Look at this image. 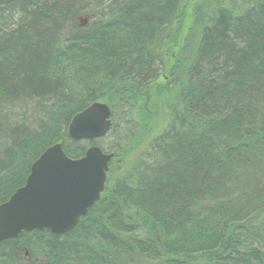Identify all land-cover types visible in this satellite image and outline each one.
<instances>
[{
  "label": "trees",
  "instance_id": "1",
  "mask_svg": "<svg viewBox=\"0 0 264 264\" xmlns=\"http://www.w3.org/2000/svg\"><path fill=\"white\" fill-rule=\"evenodd\" d=\"M161 3L0 0V170L77 87L97 93L114 80L104 103L112 116L121 105L135 118L128 138L108 148L106 189L79 224L66 234L33 230L1 241L0 264H264L256 246L264 244V201L249 212L244 205L264 198V0H181L172 17L160 14ZM120 20L137 31L157 23L141 62L125 60L134 36ZM94 37L104 40L101 60L80 57L71 78L50 74L58 47L84 56ZM65 151L79 158L86 148ZM189 228L209 230L210 241L186 248ZM55 245L66 248L61 258L47 250Z\"/></svg>",
  "mask_w": 264,
  "mask_h": 264
},
{
  "label": "water",
  "instance_id": "2",
  "mask_svg": "<svg viewBox=\"0 0 264 264\" xmlns=\"http://www.w3.org/2000/svg\"><path fill=\"white\" fill-rule=\"evenodd\" d=\"M112 124L110 106L95 102L72 118L69 136L104 137ZM113 157L97 145L80 158L69 156L62 142L49 146L33 162L26 183L0 204V242L33 230L71 231L105 191Z\"/></svg>",
  "mask_w": 264,
  "mask_h": 264
},
{
  "label": "rangeland",
  "instance_id": "3",
  "mask_svg": "<svg viewBox=\"0 0 264 264\" xmlns=\"http://www.w3.org/2000/svg\"><path fill=\"white\" fill-rule=\"evenodd\" d=\"M103 5L108 6V3L105 2ZM181 6V0H162V3L159 7V12L163 16L166 17H172L179 9ZM87 18V17H86ZM83 22V19L81 20ZM123 22L120 27L124 31H128L127 33H132L134 38L132 42L130 43L129 47L125 50L126 56L125 60L129 63L133 62H141V59L145 57L148 53V48L151 44V34L154 33V29L157 26V23H153L151 26L146 27L143 31H137L136 28L129 22V20H120L119 22ZM91 22L90 18H87L84 20L83 24L84 26L89 25ZM138 41V42H137ZM89 46L91 47L90 51L86 52V55L83 56V54L73 52L67 50L65 47H58L56 49L54 58H53V63L50 68V74L55 75L56 77H67L70 75V78L72 76L73 70H77V61L80 59V57H85L92 59L96 62L98 60H101V51H102V46L104 43V40H101L99 37H94L93 40L88 41ZM134 66L132 65V68ZM136 70H133L134 72H137ZM161 70V67H159ZM132 70V69H130ZM134 72H132L134 74ZM132 74V75H133ZM160 76H165V74H161ZM136 78V76H135ZM121 79L120 76H117L115 80ZM96 81L99 82H104L103 77H99L96 79ZM106 80V85L104 88L102 87L101 89L98 90L97 93L96 90L92 91H87L85 92V89L80 90L78 87L74 92V98L70 102H65L59 105H55L52 110L51 114L49 115V122L47 125L46 130L37 138L33 139L31 142L27 144L25 149L19 154V156L10 164H5L4 170H0V201L4 199H9L10 192L12 189L15 188L14 192L21 186H23L26 182V179L28 177V170H29V164L34 157V161L41 155H39L37 158L34 156L36 153H39L44 149L45 147H48V145L52 142H62L65 148H69L71 146H83L85 145L86 150L93 144H96L100 146L102 149H107L106 152L109 151L108 148L113 147V142H115L117 139L119 140H124L125 137L128 138V125H127V120L131 121V117L133 119L134 115L133 113L130 114V116L124 115L123 108L121 109V105L117 107V111L115 109V114L112 116L113 118V126L110 132L97 140H88V139H83V140H70L68 138H65L68 131H69V125L74 117L75 113L80 111L79 109L88 105L95 103V101H100V102H105L106 98L110 95L109 90L115 83L114 80L109 82L107 84ZM78 84V83H77ZM77 84L75 86H77ZM103 85V84H102ZM108 86V88H107ZM70 87L72 88V82L70 81ZM78 92H77V91ZM94 92V94H91ZM105 98V99H104ZM77 111V112H76ZM152 122L151 124L149 123L150 131H148V135L155 134L157 128L160 127L161 121L159 120L158 122ZM47 123V121H46ZM132 123V122H131ZM129 123V125L131 124ZM66 134V135H65ZM65 135V136H64ZM64 136V137H63ZM65 138V139H64ZM145 137L137 139L133 146L131 147L130 151L128 152L126 156V161L123 162V171L120 172V174H123L126 172V169L131 168L134 160L137 158V153L139 152L138 150L143 147V141ZM64 139V140H63ZM55 144V143H54ZM72 151L79 150L77 148H71ZM105 151V150H104ZM81 153V151L79 152ZM109 153V152H108ZM36 158V159H35ZM33 161V162H34ZM32 162V164H33ZM122 167H120L121 169ZM129 170V169H128ZM115 175V174H114ZM264 189V188H262ZM13 192V193H14ZM10 195V196H9ZM6 199V200H7ZM264 201V198L262 197H253L252 201H249V197L246 199V203L244 204L246 207V211L249 212L253 209H256V207L260 206V203ZM254 202V203H253ZM189 232L187 235H184L182 238L186 239L184 241V246L189 249H195V246L197 245H203L206 242H209L211 239V233L209 230H201L196 231V229L189 228ZM41 246L38 242L35 243V247ZM256 246L262 247V251H264V244H259L257 243ZM31 250L33 249L32 247H29ZM41 250V249H40ZM50 250L51 255L53 258L55 257L56 259L60 257L61 253H63V250H66V248L63 245H55ZM190 252H193L194 250H189ZM63 255V254H62ZM43 258V257H39ZM54 258V259H55ZM61 258V257H60ZM166 258V257H165ZM191 262V261H190ZM191 264V263H190Z\"/></svg>",
  "mask_w": 264,
  "mask_h": 264
},
{
  "label": "flooded vegetation",
  "instance_id": "4",
  "mask_svg": "<svg viewBox=\"0 0 264 264\" xmlns=\"http://www.w3.org/2000/svg\"><path fill=\"white\" fill-rule=\"evenodd\" d=\"M35 264V263H34Z\"/></svg>",
  "mask_w": 264,
  "mask_h": 264
}]
</instances>
